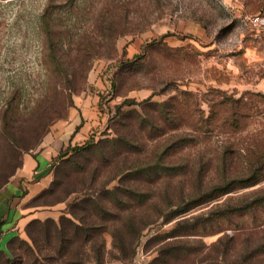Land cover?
<instances>
[{"label":"rangeland","instance_id":"374dc122","mask_svg":"<svg viewBox=\"0 0 264 264\" xmlns=\"http://www.w3.org/2000/svg\"><path fill=\"white\" fill-rule=\"evenodd\" d=\"M262 13L264 0H0V193L26 155H54L0 264H264V181L172 220L264 161V27L247 20ZM186 218L195 236L167 239Z\"/></svg>","mask_w":264,"mask_h":264},{"label":"trees","instance_id":"16d2710c","mask_svg":"<svg viewBox=\"0 0 264 264\" xmlns=\"http://www.w3.org/2000/svg\"><path fill=\"white\" fill-rule=\"evenodd\" d=\"M43 19H45V16L43 17ZM44 22H46V21L44 20ZM44 30L47 33V37L50 39L51 38L50 29L46 28ZM84 150H85V148H77V149H75L73 154L74 155H79V154L83 153ZM71 154L72 153H69V152H67L65 154H62L60 159L61 160L65 159V158H67L68 155H71ZM227 164H228L227 159H224V165L226 166ZM164 170H166V172L172 171L171 169H164ZM247 170L248 171H247V175L246 176L235 178V179H232V180L228 179L224 183H221V184H219L217 186L212 187L210 189V191H206V192L202 193L203 196L201 197L200 200L198 199L193 205L191 204V206L189 208H186L185 211L176 214L175 218H173L172 220L176 219V217L181 216L182 214H188L193 209H195L197 207H200V206H203L206 203H210V202L215 201V200H217V199H219L221 197H224V196L234 192L237 189L250 188V187L256 186L259 183H261L262 181H264V177H261V178L259 177L260 174L262 172H264V161H263V159L261 157L258 158V159H255L254 163H249V165L247 167ZM263 202H264V197L262 199H257L256 201H254L251 204V206H254V204L263 203ZM195 219H197V218H186V219L178 221L177 224L175 225L174 229L172 230L171 234L169 235V237L167 239L179 240L180 238H186V237L195 236L194 233L196 232V229H195L196 228V224L193 225V226L189 224L190 222L194 221ZM171 221H169V222H171ZM40 223H41V225L48 226L49 221L45 222V223H42V222H40ZM52 223L55 224L54 222H52ZM33 224H35V222H32L31 224H29L30 226L29 225L28 226L31 227ZM56 225L57 224H55V226ZM73 227L76 229V235L77 236L82 234L83 232H85L83 227L82 226H78L76 223L73 224ZM61 228L62 227H58V225L56 226L57 236L59 237V240H60V243H61V245H59L56 250H57V253H59L61 257H64L65 254H66L65 253L66 252V248L69 245H66V242H67L68 239L66 238L65 233L61 230ZM17 237H15L12 240L11 249L13 247V242H14V240ZM167 247H169V245H167L166 248ZM166 248H164V249H166ZM164 249L162 250L163 254L164 255L168 254V253H166V251ZM169 250H170V253L171 252L172 253L173 252H177V253H174V255H173V258H175V259L177 258V261H180L181 259H179L180 257L178 255H176V254L185 255V253H189V248H187L186 246H177V247H174L173 249H169ZM254 256H256V255H253L252 257H254ZM8 259L12 260V257H9ZM184 260H187L189 262L190 258L188 256H186ZM214 264H223V261H220V262H217V263H214Z\"/></svg>","mask_w":264,"mask_h":264},{"label":"crops","instance_id":"0c3cea01","mask_svg":"<svg viewBox=\"0 0 264 264\" xmlns=\"http://www.w3.org/2000/svg\"><path fill=\"white\" fill-rule=\"evenodd\" d=\"M79 125V124H78ZM68 129V137L71 138L73 129L71 124ZM52 151L36 155H26L24 159V171L17 181H12L0 193V255L12 256V240L20 235V229L26 226L30 220V214L22 207L23 194L36 193L39 188L31 179L36 174H45L51 166Z\"/></svg>","mask_w":264,"mask_h":264},{"label":"built area","instance_id":"2783aa9c","mask_svg":"<svg viewBox=\"0 0 264 264\" xmlns=\"http://www.w3.org/2000/svg\"><path fill=\"white\" fill-rule=\"evenodd\" d=\"M253 25L264 27V13L247 18Z\"/></svg>","mask_w":264,"mask_h":264}]
</instances>
